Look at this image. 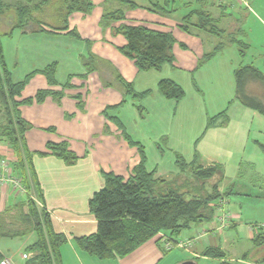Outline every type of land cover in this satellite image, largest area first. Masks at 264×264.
<instances>
[{"label":"crops","instance_id":"crops-1","mask_svg":"<svg viewBox=\"0 0 264 264\" xmlns=\"http://www.w3.org/2000/svg\"><path fill=\"white\" fill-rule=\"evenodd\" d=\"M4 1L11 8L28 3L27 0ZM40 1L33 0V4ZM94 1L98 7L91 18L87 19L88 14L82 12H74L68 18L69 30L77 28L74 21H84L78 31L81 39L68 34V31H51L48 26L40 28L32 23L9 33L13 16L0 18L4 57L14 82H20L29 73L56 62L59 85L71 83V87L65 90L61 104L49 96L43 103L20 108L23 117L33 125L26 133L31 151H47L48 142L68 140L71 149L79 156L73 165L66 164L53 154H35L33 157L43 191L42 201L35 198L37 204L50 213L56 232L67 237V242L61 247L63 264H179L190 259L197 260L196 264H254L243 260L242 255L253 248L251 245L255 235L264 232V192L254 196L255 193L245 182L249 180L243 179L241 170L245 162H262L261 166L264 167V115L236 99L234 71L244 63L239 50L234 46L226 47L195 70L199 59L206 53V45L211 43L212 51L218 39L212 37L205 40L202 33L194 31L191 38L182 41L187 45V50L180 46L174 49L177 61L179 54L186 53L184 57L187 60L183 62L187 67L175 61V67L166 65L161 70L141 72L132 60L119 51L118 47L125 44L115 46L113 43L111 50V45L107 43L105 49L108 54L103 57L111 59L114 67L134 84L137 92L151 90L139 102L136 98L124 96L119 89L105 86L99 71L81 76L87 72L83 57L89 52L98 56L86 42L89 27L100 25L104 5L108 2ZM221 1L226 9L229 4L232 5L230 0ZM137 2L150 6L163 0ZM244 2L248 7L249 2ZM218 9V13L213 15L221 27L227 28L233 23L236 26L227 10ZM261 25L264 26L263 23ZM97 29L99 31L98 26ZM108 37L112 36L109 34ZM257 58L254 57L255 66L258 65L255 61ZM189 59L195 61L194 64ZM163 79H172L180 84L186 92L185 97L177 102L161 95L158 84ZM48 87L46 77L37 73L23 95L32 96L37 90ZM77 94H81L83 110L78 106L80 99L75 97ZM139 105L142 110H139ZM107 108L108 116L117 118L119 123L114 119L109 120L104 114ZM225 109L228 110L227 114L209 125L210 119ZM67 114L72 116L67 117ZM51 127L55 130H47ZM35 135H39L37 139ZM127 136L142 146L147 158L146 169L154 173L158 193L170 189L181 192L204 189L211 192L217 186L224 197L232 196V199L225 197V213L230 216L227 225L220 227L219 217L222 214L219 211L211 220L183 231L175 240L195 239L186 253L179 248L167 250L157 237L125 257L99 259L80 249L75 238L97 232V220L89 209V199L104 186L101 172H114L128 178L140 163V149L137 145H131ZM178 156L185 159L187 167L184 170L178 165ZM1 159L11 162L12 175L17 176L13 170L17 154L3 139H0ZM197 166H216L217 171L211 178L197 179L193 173ZM0 174H4L1 167ZM190 176L192 179H189ZM27 197L26 192H18L10 183L0 182V212L26 203ZM0 238L2 241L6 239L4 245L0 244V253L14 264H27L33 256L25 249L35 241L34 233ZM14 240L17 241L14 243ZM209 247H219L229 257L218 259L204 256L203 252Z\"/></svg>","mask_w":264,"mask_h":264},{"label":"trees","instance_id":"trees-1","mask_svg":"<svg viewBox=\"0 0 264 264\" xmlns=\"http://www.w3.org/2000/svg\"><path fill=\"white\" fill-rule=\"evenodd\" d=\"M107 1L100 24L102 27L111 28L114 35L125 37L126 44L118 49L134 62L139 71L161 70L166 65L175 67V47L180 46L187 50V45L178 40L172 29L126 23L124 10V7L143 8L149 12L171 15L176 11L171 5V0L151 3L150 6L140 5L135 0ZM112 1L117 2L119 7L109 8L107 3ZM27 2L29 4L11 8L4 0H0V18L3 16L14 18L9 33L16 28L24 29L32 23L40 28L48 26L51 31H68V34L81 39L76 29L69 30L68 18L74 12L89 14L94 8L91 0H41L34 4L33 0ZM183 7H192V9L185 12L178 27L189 34L201 31L218 39L214 49L204 53L199 59L195 70L233 44H237L240 56L246 57L251 44L237 37L241 32L234 29L235 23L228 28L219 25L218 19L209 10V0H196L195 4L184 3L181 8ZM48 14L56 20L57 25L48 24L43 20L44 16L41 15ZM236 27L241 29L238 25ZM86 42L90 46V41L86 40ZM83 63L87 72L81 74L82 77L93 71H99L103 84L119 89L124 96H131L140 102L151 93V90L137 92L134 84L127 81L114 65L92 52L83 57ZM57 67L56 62L52 63L40 71L29 73L20 82H14L0 40V117L2 116L0 139L5 140L15 150L17 162L13 170L22 179L28 195L26 203L0 212V236L22 237L30 233L35 234V241L25 249L26 252L33 253L27 264H63L61 247L67 242V237L54 229L50 213L37 204L36 199L43 200V191L33 164V157L35 154H53L66 164L73 165L78 161L79 156L71 149L68 140L48 142L47 151H31L27 145L26 133L33 125L23 117L20 109L24 105L43 103L49 96L61 104L65 90L71 87V83L69 81L59 85L56 78ZM37 73H42L46 77L49 87L37 90L32 96H24V90ZM234 75L236 99L264 115V72L254 64H243L235 69ZM254 86L258 88L257 91L253 89ZM158 92L165 98L177 102L186 94L184 88L172 79L161 80L158 84ZM75 97L80 99L81 94ZM78 103L80 110H83L82 100L80 99ZM138 107L142 110L141 105ZM227 109L210 119L209 125L215 119L225 116ZM107 110L108 108L104 111L106 116H108ZM71 116L72 114H67V117ZM108 118L119 123L117 118L111 116ZM47 130L55 129L51 127ZM107 131L106 128L105 132ZM127 139L131 145H137L140 149V163L128 178L114 172H101L104 186L94 192L89 199V209L97 220V232L75 238V243L80 249L99 259L125 257L155 237L163 243L167 241L174 243L177 241L175 239L192 225L211 220L215 216L213 204L224 197L217 186H214L211 192L204 189L185 192L170 189L158 193L157 181L153 178L154 173L146 169L147 158L142 146L134 143L128 136ZM177 162L183 170L187 167L185 159L181 156H178ZM216 171V166H197L193 173L197 179H208L215 175ZM252 244L253 248L243 255V260L264 264V232H258ZM203 255L218 259L229 257L219 247H209ZM3 259L4 256L0 253V262Z\"/></svg>","mask_w":264,"mask_h":264},{"label":"rangeland","instance_id":"rangeland-1","mask_svg":"<svg viewBox=\"0 0 264 264\" xmlns=\"http://www.w3.org/2000/svg\"><path fill=\"white\" fill-rule=\"evenodd\" d=\"M137 1L147 2V0H137ZM215 1L216 3L214 2V0H209V10L213 14L218 13L217 12L219 11L218 7L222 11L223 9L227 10L232 20L236 22V25H238L239 28H241V29H238L236 26L235 27L233 26L234 29L239 30L241 32V34H238L237 37L251 44V48L248 50L246 57L243 58L244 59L243 64H249V63L255 64L254 57L258 56L257 60L255 61H257V64H258L257 66L264 72V26L261 25V23L264 24V0H246L247 2H249L248 7L245 5L244 0H230V2H232V5L229 4L227 9L224 7L223 1L221 0H215ZM91 2L94 8L91 11V13L88 14L87 19L91 18L90 16H92V14H95V11L98 7L97 2H95L94 0ZM112 2L113 3H107L109 8L119 7V4L117 2L115 1H112ZM184 3L195 4L196 0H171L172 7L176 9V11H174V13H172L171 15H165V14H161L158 12L157 13L149 12L148 10L143 9V8H135V9L133 8L132 9V8L124 7V10L126 12L125 22L128 24H133V25L142 24L145 26H149V27L151 26L154 28L157 27V28L165 29V30L169 28V29H172L171 31H173L174 35L178 38L179 41H187V39L191 38V34L186 33L180 27H178V23L181 22V18L185 14V12L186 11L188 12L190 9H192V7L181 8ZM214 3L218 5V7ZM41 16H44L43 20L47 22L48 24L57 25L56 20H54L50 14L46 16L45 15H41ZM82 22H84L82 21V19L80 21L73 22L74 25H76L77 27V28L75 27L77 31H80L79 26L82 25ZM96 25L99 27L100 32L98 31ZM100 25L94 24L93 25L94 27L93 26L89 27V34L87 35V40L90 41L89 47L90 48L92 47L93 49L92 51L97 52L100 58L108 60L111 63V59L104 58L108 54L107 50L105 49L106 44L107 43L110 44L111 50H112L113 43L115 44V46L126 44V39L123 35H114L113 33H111L112 32L111 28H105L104 26L103 28ZM198 32L202 33L205 36V40L211 39L213 37L206 32H201V31H198ZM109 34L112 36L111 38L108 37ZM0 40H2V38H0ZM209 45H211V43H209ZM209 45L208 44L206 45L205 52H207V50L210 51V49H212V46H209ZM231 46H234L238 49L237 44H233ZM260 50L262 51L259 52ZM185 54L186 53L179 54L178 56L179 61L176 60V62H179L183 66L187 67V65H185L186 62H183L187 60L186 56L184 57ZM194 62L190 60L191 64H194ZM111 65H113V63H111ZM253 89L257 91L258 88L254 86ZM255 126L257 125L255 124ZM38 136L39 135H35L36 139L38 138ZM258 139L261 140L262 138L260 139V137H258ZM257 147L258 149L262 150L260 146H257ZM261 163L262 162H255V164H249L245 162L241 170V173H244L242 175L243 179L249 180L245 182L248 184L250 191L255 193L254 196L259 192H264V167L261 166ZM189 179H192V176H190ZM239 179H241V177ZM225 197H227V199L228 198L232 199V196L229 197L227 195ZM230 201L231 200H229V203ZM215 214H216V211H215ZM17 240H14L13 242L15 243ZM5 241L6 239H3L2 241V239L0 238L1 245H4ZM251 246L253 247V244ZM179 250H183L186 253L185 249L179 248ZM194 261H197V260H194ZM234 263L240 264L239 262H234Z\"/></svg>","mask_w":264,"mask_h":264},{"label":"built area","instance_id":"built-area-1","mask_svg":"<svg viewBox=\"0 0 264 264\" xmlns=\"http://www.w3.org/2000/svg\"><path fill=\"white\" fill-rule=\"evenodd\" d=\"M0 167L3 169V172H4V174H0V182L10 183L14 187V189L17 190L18 192H25L22 179L18 176L12 175L11 162L7 159H1ZM226 204H227V200L225 197L218 199L217 202L213 204L215 211L216 212L220 211V214H222L221 217H219L220 227H225L228 223L226 221H228L230 217L227 215V213H225ZM163 236L165 235L163 234ZM194 240L195 239L186 238V239L177 240L174 243L167 241L164 243V247L167 250H171L173 248H180V249H185L189 251L194 244ZM0 264H14V263L9 258L4 257V259L0 262Z\"/></svg>","mask_w":264,"mask_h":264},{"label":"water","instance_id":"water-1","mask_svg":"<svg viewBox=\"0 0 264 264\" xmlns=\"http://www.w3.org/2000/svg\"><path fill=\"white\" fill-rule=\"evenodd\" d=\"M179 264H196V261H194V260H186V261H183V262H181Z\"/></svg>","mask_w":264,"mask_h":264}]
</instances>
